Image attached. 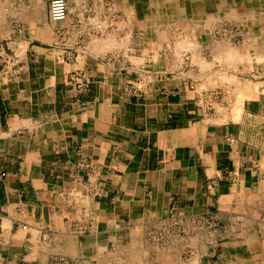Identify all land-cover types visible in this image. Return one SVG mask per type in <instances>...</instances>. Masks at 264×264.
<instances>
[{"label":"crops","instance_id":"1","mask_svg":"<svg viewBox=\"0 0 264 264\" xmlns=\"http://www.w3.org/2000/svg\"><path fill=\"white\" fill-rule=\"evenodd\" d=\"M49 2L0 0V264H239L264 212V0H67L63 24ZM232 49L252 59L214 62ZM165 219L197 241L149 242Z\"/></svg>","mask_w":264,"mask_h":264},{"label":"rangeland","instance_id":"2","mask_svg":"<svg viewBox=\"0 0 264 264\" xmlns=\"http://www.w3.org/2000/svg\"><path fill=\"white\" fill-rule=\"evenodd\" d=\"M63 23L64 22H61L59 24H63ZM56 24H58V23H56ZM178 45H180V44H178ZM181 45H182V47L187 46V48L192 47V44H190V45L185 44V42H183V41L181 42ZM225 56H226L225 58L222 56H220V57L215 56L214 62L220 63L223 61H228L232 64L235 62H243L244 60H248V59L251 60L252 59V57L250 55H244L243 53L237 52L234 49L230 50ZM256 60L261 61V58L257 56ZM206 64L211 65L214 63H207L206 62ZM227 81L229 83H231L230 79H227ZM219 86L220 85H215L213 87V89H215L216 87H219ZM231 86L232 85L229 84V87H227V88H231V89H229L230 92L227 96V99H225L224 102L223 101H213V102H210L207 106L209 109L208 110L209 112L224 115V118L221 121H226L228 119L229 115H231V117L236 120L239 117L235 118L234 114H237L238 111L243 112V109L242 110L239 109L241 107H244L243 96H241L242 92H238L239 91L238 88L237 89L235 88L232 90ZM235 95H236V98H233ZM241 101H242V103H241ZM254 123L256 124V122H254ZM261 136H264V134L257 136V138L259 140L258 145L263 146L262 155H263V161H264V138ZM258 216L259 217L255 221H246V219H243L242 217L239 218L241 225H240V229L238 231L242 234V238H241V236L239 237L240 238L239 239V241H240L239 242V256L241 259H243V260L239 261V264H264V212L262 213V215H258ZM185 226L186 225H183V223H182V225H179V222L177 224H174L173 219L169 220V222L167 219H165V223L162 224L159 222V223L155 224V226H153L154 228L152 229V231L149 230V232H148L149 234L147 233V235H148L147 239L150 240L149 242H151V243L154 242L155 244L159 245L160 249L167 248L169 239L174 238V235L180 234L182 236L184 233H187L186 235H189L190 237H192L191 241L196 242L197 237H195V235L198 233L197 230L200 226L194 225V229L192 226V227H190L191 231L189 229H187L186 232H184ZM189 231H190V234H189ZM225 239H227V238H225ZM229 239L230 238L228 236V240ZM231 247L232 246L229 245V250H228L229 254H231ZM223 249L225 250V249H227V247L224 246ZM227 258H231V256L229 255ZM245 259H247V260H245ZM127 264H133V263L128 262ZM192 264H199V262L194 261ZM211 264H214V263H211Z\"/></svg>","mask_w":264,"mask_h":264},{"label":"built area","instance_id":"3","mask_svg":"<svg viewBox=\"0 0 264 264\" xmlns=\"http://www.w3.org/2000/svg\"><path fill=\"white\" fill-rule=\"evenodd\" d=\"M49 16L54 22H62L68 17V3L67 0H50L49 2ZM99 28L102 26L99 24ZM70 81L75 85L76 89L80 93H87L91 87V80L81 71L73 73ZM215 94V93H214ZM178 222L175 221L174 224ZM179 225H182L179 222ZM24 228L27 227L26 224L23 225Z\"/></svg>","mask_w":264,"mask_h":264},{"label":"bare ground","instance_id":"4","mask_svg":"<svg viewBox=\"0 0 264 264\" xmlns=\"http://www.w3.org/2000/svg\"><path fill=\"white\" fill-rule=\"evenodd\" d=\"M68 13H69V12H68ZM67 19H68V17H67ZM67 19H66V20H67ZM66 20H64V21H66ZM64 21H63V22H64ZM263 91H264V90H263ZM238 107H239V106H238ZM237 109H238V108H237ZM238 112H239V111H238ZM236 116H237V115H236ZM22 227H23V226H22ZM23 228H24V227H23ZM26 228H27V227H26ZM26 228H24V229H26Z\"/></svg>","mask_w":264,"mask_h":264}]
</instances>
